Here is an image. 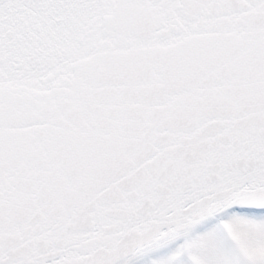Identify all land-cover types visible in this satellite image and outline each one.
Returning <instances> with one entry per match:
<instances>
[{
    "label": "snow or ice",
    "instance_id": "obj_1",
    "mask_svg": "<svg viewBox=\"0 0 264 264\" xmlns=\"http://www.w3.org/2000/svg\"><path fill=\"white\" fill-rule=\"evenodd\" d=\"M0 264H264V0H0Z\"/></svg>",
    "mask_w": 264,
    "mask_h": 264
}]
</instances>
